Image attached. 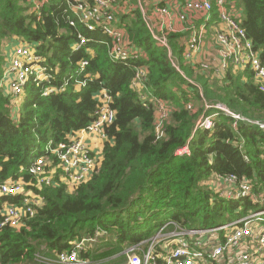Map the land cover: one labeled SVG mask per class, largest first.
<instances>
[{"label":"trees","instance_id":"1","mask_svg":"<svg viewBox=\"0 0 264 264\" xmlns=\"http://www.w3.org/2000/svg\"><path fill=\"white\" fill-rule=\"evenodd\" d=\"M227 1L264 61V0ZM150 2L143 1L148 14ZM29 9L26 0H0V83L2 48L15 39L36 46L48 76L28 81L17 117L10 113V97L0 91L1 179L28 180L20 168L42 155L44 147L92 122L95 95L102 90L111 98L115 120L106 129L99 168L87 183L71 193L63 186L36 190L43 205L35 217L19 231H0L1 264H33V254L42 246L46 250L41 254L52 257L74 241L102 232L81 253L94 263L149 239L167 221L207 228L226 213L231 219L246 213V200L217 198L205 183L233 174L254 190L264 185V131L255 125L264 123V92L258 91L249 70L229 68L216 76L191 66L182 56L185 38L168 34L167 47L159 45L138 7L119 16L130 44L144 52L143 58L126 63L109 59L106 36L69 26L63 0H49L39 20ZM77 32L90 42L73 51ZM83 60L87 66L78 72ZM138 65L148 70L142 94L173 108L160 139L155 137L152 102L142 101L141 92L131 87ZM77 82L85 85L76 89ZM46 88L58 91L43 96ZM201 117L212 119L211 130L196 126ZM184 146L189 155L175 156Z\"/></svg>","mask_w":264,"mask_h":264},{"label":"built area","instance_id":"2","mask_svg":"<svg viewBox=\"0 0 264 264\" xmlns=\"http://www.w3.org/2000/svg\"><path fill=\"white\" fill-rule=\"evenodd\" d=\"M26 1L30 13L36 15L37 20L49 4V0ZM137 1L138 5L132 6L129 0H63V12L67 14L68 25L72 28L80 25L87 33L99 32L106 36L109 39V59L126 63L143 58L144 52L130 44L120 24L119 15H126L138 7L152 38L159 45L167 47L168 34L186 32L189 37L184 41L182 54L186 63L198 65L201 71H211L216 76H221L229 68L249 70L258 91L264 92V61L260 59L259 52L254 49L252 41L240 25L239 15L233 7L227 8V0H151L149 16L145 15L140 1ZM152 14L157 19L155 24ZM208 28L213 29L211 49L216 53L213 63L197 57ZM89 42L87 37L77 32L71 49L79 51ZM36 49L35 45L17 39L9 50H5L6 59L1 77L3 83H0V91L4 96L13 100L21 99L30 79L34 82L48 80L45 68L41 66L44 59L37 54ZM86 66L87 61H81L78 72H82ZM147 74L145 66H135L131 87L141 92L142 101L152 102L155 137L160 139L163 137L164 126L170 122L173 108L165 101L150 99L142 94ZM84 85L85 82H77L76 89ZM57 91L55 88H46L42 95L47 96ZM95 99L97 106L92 122L84 129L67 134L65 141L44 147L42 155L35 158L28 167L20 168L19 172L27 174L28 180L22 177L17 180H2L0 176V231H19L35 217L43 205L36 190L63 186L67 193H71L92 178L99 168L102 156L85 139L97 138L99 145L103 147L107 139L106 129L115 120L110 96L102 90L95 95ZM186 108L191 110L190 106ZM216 108L230 115L223 106L218 105ZM232 117L238 118L234 115ZM255 125L264 131V123L256 122ZM196 126L211 130L212 119L201 117ZM183 155H189L188 146L175 152L177 157ZM205 185L217 198L246 200L247 204L250 203V208L243 216H234L224 224L207 228L184 227L177 222L167 221L152 237L123 251L125 264H264V185L254 190L249 181L233 174L213 176ZM2 198L15 200L1 201ZM102 235V232H96L92 238L74 241L69 250L52 257L41 254L46 250L42 246L41 252L33 254V262L93 264L91 260L82 257L81 253L91 248Z\"/></svg>","mask_w":264,"mask_h":264},{"label":"crops","instance_id":"3","mask_svg":"<svg viewBox=\"0 0 264 264\" xmlns=\"http://www.w3.org/2000/svg\"><path fill=\"white\" fill-rule=\"evenodd\" d=\"M165 2V1H163ZM169 2V0H168ZM157 3V2H156ZM150 6H152V2H150ZM150 12V11H149ZM151 13V12H150ZM151 18L152 20L155 22L157 19L156 17L152 14L151 15ZM198 24H199V21H198ZM185 27H188V24H185L184 25ZM186 33V32H185ZM176 34H180L183 36V38H185V40L188 39L189 35L188 33L184 34V33H176ZM213 39V29L211 28H208L206 33H205V37H204V42H203V46H201V49H200V53L199 55L197 56L200 60L202 59H206V60H211L212 63L215 62V59H216V53H215V50L214 49H211V40ZM184 40V41H185ZM184 44V43H183ZM12 46V44H7L6 47L4 48V50H9V47ZM213 48V47H212ZM12 103H16V100L14 99H11L10 98V113L15 117H17L18 115V111H19V108L16 107L14 110L15 112H12V108L11 106H15L13 105ZM86 143L89 144V146L96 151V153L100 154L101 156V151H102V145H99V142H98V139L97 138H94V137H86L85 139ZM100 262V261H98ZM98 262H94V263H98ZM93 263V264H94Z\"/></svg>","mask_w":264,"mask_h":264},{"label":"rangeland","instance_id":"4","mask_svg":"<svg viewBox=\"0 0 264 264\" xmlns=\"http://www.w3.org/2000/svg\"><path fill=\"white\" fill-rule=\"evenodd\" d=\"M140 1V4H141V6H142V8H143V10H144V12H145V15L147 16H149V14L147 13V11H146V6H145V4L143 3V1L144 0H139ZM129 3L133 6L134 4V2L132 1V0H129ZM120 15H123V14H120ZM119 15V16H120ZM153 21V20H152ZM153 24H155V22L153 21ZM15 42H17V39H15L14 41H12V42H8L7 44H14ZM6 44V45H7ZM6 45H5V47H6ZM4 46H3V48H2V52H3V58L4 59H6V51L4 50V48H5ZM209 62H211V61H209ZM205 72H207V71H205ZM2 83H3V80L1 81ZM20 101H21V99H16V103H12L13 105H15V106H11V108H12V112H15V108L16 107H20ZM9 109H10V106H9ZM45 146V144H43L42 145V149H43V147ZM238 212H237V210H235L234 211V215H236ZM232 216L233 215H231L230 213L228 214V213H226L225 215H223L221 218H219V220H217L215 223H214V226H217V225H220V224H224V223H226L228 220H230L231 218H232ZM196 228H198V227H196ZM126 263V257L123 255V252H119V253H115V255H113V256H111V257H106V256H104V258L103 259H101L100 260V262H98V263H94V264H125ZM22 264H32V263H22ZM33 264H35L34 262H33Z\"/></svg>","mask_w":264,"mask_h":264}]
</instances>
